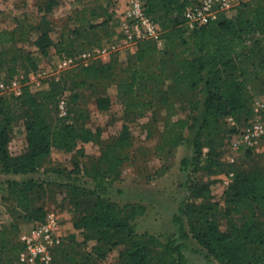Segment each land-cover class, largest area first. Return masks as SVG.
<instances>
[{
	"label": "trees",
	"instance_id": "16d2710c",
	"mask_svg": "<svg viewBox=\"0 0 264 264\" xmlns=\"http://www.w3.org/2000/svg\"><path fill=\"white\" fill-rule=\"evenodd\" d=\"M192 1L143 0L146 13L157 28L158 24L163 28L162 49L153 39L140 40L137 49L124 60L114 54L107 62L94 59L87 65L79 64L60 81L53 80L52 89L32 92L29 86H24L18 96L0 94V173L20 175L5 180L2 200L11 204L16 225L18 221L42 222L49 211H56L42 202L48 196L44 188L47 184L37 177L42 162L54 150L79 151V144L88 141L100 146V155L91 157L89 162L72 156V168L55 166L50 170L56 180L63 181L58 184L62 205L69 202L73 225L83 236L80 242L72 232L67 236L70 244L58 250L67 264H99L120 245L124 246L119 255L122 264H192L185 252L189 239L206 250L207 259H216L220 264H264V167L261 170L257 166L238 167L226 191L228 201L248 205V221L233 224L229 230L222 229L216 216L217 205L210 201V184L194 183L189 198L181 202L173 215L177 232L161 243L163 249L156 253L153 244L143 240L135 228L136 220L146 214L147 207L142 202L120 204L111 197L113 182L124 162L120 150L129 143L128 120L150 113L145 125L150 135L158 133L159 155L166 148L189 142L193 156H185L181 168L187 171L193 166V171L204 169L211 173L220 163L217 149L224 145L225 133L228 131L231 139L254 117L249 83L257 80L256 96L264 95V0L244 2L231 9L234 13L228 10L216 20L189 31L184 12ZM57 5L59 0H38L35 9L26 7L22 16L15 18V27L0 30V78L5 73L8 81L20 74L21 69L26 74L35 72L40 66L37 55L43 58L52 53L74 55L99 46L114 35L115 21L120 23L112 8L113 0L110 5L100 3L88 8L89 17L86 8L81 10L84 16L76 18L78 28H70L61 40L55 41L51 36L52 13ZM29 41L35 50L24 48L23 44ZM246 63L252 68L243 66ZM63 79L67 85L63 86L74 100L86 88L114 82L127 119L121 132L104 139L102 127L88 124L90 110L82 106L73 111L69 107L67 117L71 120L63 117L54 121L48 101L63 89L60 87ZM194 94L197 98H193ZM19 100L27 107V145L22 152L13 154L9 148L15 117L12 105ZM95 101L98 110L110 109V97L102 95L101 90L96 92ZM183 103L193 104L190 113L180 114L177 105ZM230 117L234 124L228 128ZM187 131L193 136H188ZM204 148L208 151L204 152ZM80 156L90 155L85 152ZM230 211L228 207L227 212ZM89 240L95 242L86 250ZM9 245L10 241L0 239V264ZM21 247L20 241L18 261Z\"/></svg>",
	"mask_w": 264,
	"mask_h": 264
},
{
	"label": "rangeland",
	"instance_id": "374dc122",
	"mask_svg": "<svg viewBox=\"0 0 264 264\" xmlns=\"http://www.w3.org/2000/svg\"><path fill=\"white\" fill-rule=\"evenodd\" d=\"M28 2L29 4L23 1L7 0V3L3 4L0 0V8L3 6L2 8L4 9L2 10L9 9L7 14L10 17L12 14H22V11L26 7L35 9V6L31 5L35 0H28ZM111 2L112 0H60L59 5L54 8V12L52 13L54 27H56L53 35L58 37L59 33L62 32L63 36V34L69 32L70 28H78L77 24L73 22V19L74 17H83L84 12L82 14L81 10H84V8L87 9L86 14L89 17V7L96 6L100 3H103V5H110ZM122 3V0L113 1L112 8H114L117 14L122 13L125 8L121 5ZM76 10L78 15L76 14ZM230 12L234 13V9ZM7 19L5 13H0V28L8 27V24L12 23L11 18H9V20ZM114 26L116 31L113 38L116 39V43L121 44L120 41L124 37L123 28L121 23L116 21ZM158 31L163 43L160 45L155 38L152 39L156 41L157 47L162 49L164 46V38L162 37L163 28L160 27L159 24ZM23 46L27 50H35L36 48L31 41L25 42ZM91 49V47H88V49L83 51ZM83 51L75 53L74 56L78 58V54ZM53 54H51L50 57L45 58L37 55L40 58V66L35 72L26 74L24 70L21 69L20 74L14 77V79L17 78L22 85V90L24 86H29V89L32 92L52 89L50 83L53 80L60 81L68 70L79 65L77 64L66 69H60L58 63L63 56ZM115 54H119L118 56L121 60H124L126 57L125 53L121 54V52H119ZM180 56L183 57L184 54H176V57ZM243 66L249 69L252 68V65L248 63ZM4 77H6L5 73H3L0 81H6L5 79H8ZM12 79H9L6 82L9 83ZM257 83V80H253L249 83V93L253 96L254 110L256 107L258 108L254 112L253 119H261L264 121V95L256 96L258 87ZM61 84L60 87H63V89H59L60 91L54 99L51 98L48 101L50 114H52V119L54 121L55 119H63V117L58 114V103L63 96H66L69 100V107L72 111L79 106L90 110L88 124L94 128L101 126L104 130V139H109L121 132L125 122L124 120L127 119L123 112L124 105L118 98L116 84L114 82L108 81L99 86L97 85L98 87L92 86L86 88L77 100L71 98V93L63 86H67L64 79ZM98 90H101L102 95H108L110 97L111 103L108 111H100L97 109L95 98ZM11 93H13V91H3L0 89V94ZM195 96L196 95L194 94L193 98H197ZM12 106V112L15 117L12 123L13 133L10 144L12 145V153L18 154L22 152L27 145L25 129V108L27 107L26 104L24 105V103L21 102V100H19V103L18 101H14ZM177 106L179 107L180 114L184 115L190 113L193 104L183 103L178 104ZM150 115L151 114L149 113L147 116L139 117L138 119L131 121L128 120L129 139L127 142L129 143L120 150L124 162L120 165L119 177L113 182V189L110 193L111 197L120 204L142 202L147 207L146 214L136 220L135 228L143 240L153 244V248L155 249L153 252L156 253L157 251H161L163 249L161 243L167 242L168 238L177 232L178 225L173 221V215L178 212L181 202L189 198L190 186L194 183L210 184V201L217 205L216 216L222 229L229 230L233 224H241L248 221V212L250 211L248 205L228 201L226 199V191L234 181L238 167L249 169L257 166L260 170L264 167V138L252 150L247 152L243 150L236 153L230 147V134L227 131L222 143L224 145L221 147L219 146L217 149L218 160L220 163L214 167V172L208 173L204 169L193 171V166L188 167L187 171H184L181 168L182 159L185 156H193V150L190 143L186 142L173 149L166 148L165 151L162 152V155H159L156 148L159 143L158 133L156 134V132H153V134L150 135V132L145 125L146 122H148ZM64 119H67L68 121L71 120V118L68 117ZM227 123L228 128L230 125L234 124L230 120H228ZM192 134L193 133L187 131L188 136L191 137L193 136ZM77 150L79 151H75L73 155L70 153L64 154L59 150H54L52 155L42 162L40 173H47L41 174L40 176L37 174V177H40L39 180H42L43 178V183L46 182L47 185H44V188L46 189L48 199L61 201L62 198L60 193L61 187H59L58 184L63 181L56 180V175L50 171L51 168L55 166H60L62 168L68 166L67 168H72L74 157L75 160L79 159L81 162H89L91 157H98L101 153L100 146L95 145L94 143H90L86 147L82 146V148L80 147ZM207 151L208 148H204V152ZM85 152L90 156L81 157L80 155ZM71 156L74 157L71 158ZM231 172H233V175L229 177V180L227 181L225 178L228 177ZM0 183L5 185V179L0 178ZM7 202L0 199V239L5 240L6 243L10 241L9 247H7L6 252L2 255L1 264H20L21 262L17 259V244L20 242L21 233L30 230L32 225H30L29 222L24 223L20 221H18V224L16 225V223H14V214L10 211L12 208L11 204L9 201ZM228 207L231 209L229 213L227 212ZM48 208L55 209L58 212V209L55 206ZM184 220L187 224L186 217H184ZM67 221L68 217L63 214L61 223H65L66 228L68 225ZM187 228H189L188 225ZM17 231H19L18 235H16ZM74 232L78 235V240L80 242L83 241V236L80 231L74 229ZM69 234H71L70 231L63 237L62 245H60L54 252L53 260L49 264H67V262L61 258L60 252L58 254V250L62 246H68L70 244L69 239H67ZM94 242V240H89L85 245L86 250L90 249ZM123 248V245L114 247L107 256L99 262V264H122L119 255ZM185 252L192 264H220L216 259H207L205 256L206 250L194 239L187 240Z\"/></svg>",
	"mask_w": 264,
	"mask_h": 264
},
{
	"label": "built area",
	"instance_id": "2783aa9c",
	"mask_svg": "<svg viewBox=\"0 0 264 264\" xmlns=\"http://www.w3.org/2000/svg\"><path fill=\"white\" fill-rule=\"evenodd\" d=\"M248 1L193 0L184 12L185 26L189 31L193 30L216 20L221 13ZM117 16L120 18L125 42L137 43L140 40L155 38L158 44L163 43L156 23L145 11L143 0H125L124 11ZM107 50V46H100L79 53L78 58L74 55H65L59 60L58 67L66 69L77 64L87 65L96 59L101 52ZM0 89L3 91L11 90L16 95H20L23 91L17 78H13L9 83L0 81ZM257 109L256 107L255 110ZM58 114L61 117H67L69 114L68 98L66 96L59 100ZM229 120L234 123L231 117ZM262 138H264V121L252 119L240 132L231 136L230 147L234 152L239 153L247 148L257 146ZM229 174L225 178L227 181L233 175V172ZM59 225L58 213L51 210L47 213L44 221L36 223L28 233H24L21 236L22 247L18 254L20 262L23 264L51 263L55 248L63 241V236L58 233Z\"/></svg>",
	"mask_w": 264,
	"mask_h": 264
},
{
	"label": "crops",
	"instance_id": "0c3cea01",
	"mask_svg": "<svg viewBox=\"0 0 264 264\" xmlns=\"http://www.w3.org/2000/svg\"><path fill=\"white\" fill-rule=\"evenodd\" d=\"M12 1H23V2H27L28 4H29V2H28V0H12ZM38 0H35V2H37ZM60 1V0H59ZM114 1V0H113ZM123 1V3L121 4V5H123V8L125 7V0H122ZM1 2L4 4V3H7V0H1ZM35 2H32L31 3V5L32 6H36V3ZM3 6H1V8H0V13H5L6 14V18H8L7 20H9V18H11L12 19V23L11 24H8V27H4V28H13V27H15L16 26V17L18 16V17H21L22 16V14H16V15H11L10 17H9V15L7 14L8 12H9V9H6V10H2V9H4V8H2ZM125 9V8H124ZM124 11V10H123ZM76 14H77V10H76ZM68 18H69V16H68ZM73 22H75L76 24H78V22H77V20H76V17H74V19H73ZM0 24H1V22H0ZM1 26V25H0ZM4 26V25H3ZM5 26H7V25H5ZM55 28L56 27H54V30L51 32V36H52V38L55 40V41H59V40H61L62 39V32H60L59 33V35H58V37H55L53 34H54V32H55ZM1 29H3V28H0V30ZM115 34V33H114ZM116 39L115 38H113V36L109 39H106L101 45H99V46H95V47H100V46H107V48H108V50L107 51H104V52H101L98 56H97V58H96V60H100V61H102V62H107V61H109L110 59H111V57H112V55L113 54H115V53H119V52H121V54H124L125 53V55H127L128 53H132V52H134L136 49H137V44L138 43H134V42H125L123 39H121V44H118V43H116V41H115ZM114 47H113V46ZM113 48H112V47ZM94 47V48H95ZM93 49V48H92ZM53 54V53H52ZM54 54H56V55H59L58 53H54ZM53 54V55H54ZM119 55V54H118ZM51 56V55H50ZM50 56H48V57H50ZM74 66V65H73ZM104 131V130H103ZM11 143V142H10ZM90 143H94L95 145H98L97 143H95V142H93V141H88V142H81L80 144H79V146L78 147H86L87 145H89ZM99 146V145H98ZM9 148H10V151L12 152V145L10 144L9 145ZM61 153H64V154H68V153H70V154H72L73 155V153H74V151L73 152H61ZM71 158H72V156H71ZM70 158V159H71ZM68 167V166H67ZM70 168V167H69ZM40 174H43V172L42 173H40ZM39 174V175H40ZM30 176H34V174H30ZM20 177V175H15V174H5V173H0V178L1 179H5V180H7V179H9V178H19ZM5 185H3L2 183H0V199H2V197H3V195H4V193H6V183H4ZM42 202H45L47 205H48V207H51V206H55L57 209H58V215H59V218H60V225H59V227H58V233L59 234H61L63 237L70 231V233H72V232H74V229H75V227H74V225H73V217H74V215H73V213L72 212H70V210H69V202L68 201H66L65 202V206L64 205H62V200L61 201H56V200H50V199H48V197L46 196V197H44L43 199H42ZM65 215L66 217H68V221H67V228H66V226H65V223H61V219H62V215ZM24 223H27L26 221L24 222ZM30 223V225H32V227H31V229L33 228V226L35 225V223L34 222H29ZM30 229V230H31ZM30 230H28V231H24L23 233H21V236L24 234V233H28ZM20 241H21V238H20Z\"/></svg>",
	"mask_w": 264,
	"mask_h": 264
}]
</instances>
